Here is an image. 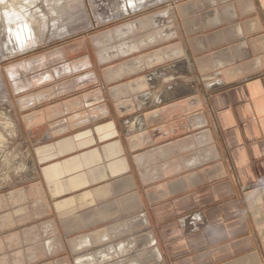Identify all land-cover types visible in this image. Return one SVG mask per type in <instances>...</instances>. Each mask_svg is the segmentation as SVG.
Listing matches in <instances>:
<instances>
[{"label":"crops","instance_id":"obj_1","mask_svg":"<svg viewBox=\"0 0 264 264\" xmlns=\"http://www.w3.org/2000/svg\"><path fill=\"white\" fill-rule=\"evenodd\" d=\"M112 21L28 62L55 264H264V0H118Z\"/></svg>","mask_w":264,"mask_h":264},{"label":"rangeland","instance_id":"obj_2","mask_svg":"<svg viewBox=\"0 0 264 264\" xmlns=\"http://www.w3.org/2000/svg\"><path fill=\"white\" fill-rule=\"evenodd\" d=\"M117 6L118 0H0V264H55L63 257L34 184L38 132L23 121L22 108L24 98L41 91L33 81L40 69H27L28 62L53 55L57 65L65 45L112 26L100 22V13Z\"/></svg>","mask_w":264,"mask_h":264}]
</instances>
